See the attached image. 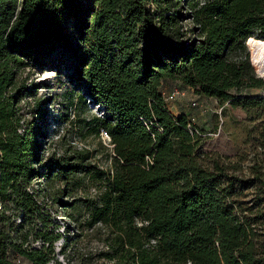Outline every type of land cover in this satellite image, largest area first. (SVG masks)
Returning a JSON list of instances; mask_svg holds the SVG:
<instances>
[{"label":"trees","instance_id":"16d2710c","mask_svg":"<svg viewBox=\"0 0 264 264\" xmlns=\"http://www.w3.org/2000/svg\"><path fill=\"white\" fill-rule=\"evenodd\" d=\"M184 14L193 21L185 29ZM258 41L264 0H0V195L22 209L29 233L49 243L23 250L0 235V264H14L3 255L7 247L24 264L52 258L55 224L28 187L41 178L64 210L72 204L53 197L46 181L60 179L66 190L80 174L98 185L83 225L102 230L106 248L94 255L104 264H264L263 165L255 161L244 171L239 159L200 156L199 129L189 132V116L172 114L161 90L164 80L176 81L262 116L264 92L247 93L264 91L250 61ZM60 49L82 84L81 97L101 108L86 125L110 137L106 170L86 148L65 147L43 160L46 113L37 109L39 125L23 119L20 102L37 86L22 72L45 69Z\"/></svg>","mask_w":264,"mask_h":264},{"label":"rangeland","instance_id":"374dc122","mask_svg":"<svg viewBox=\"0 0 264 264\" xmlns=\"http://www.w3.org/2000/svg\"><path fill=\"white\" fill-rule=\"evenodd\" d=\"M182 22L184 29L193 25L190 14H184ZM247 46L249 48L248 44ZM64 54L65 52L60 49L45 69L26 68L22 72L26 77V83H36L37 86L34 95L26 96L20 102L23 119L28 124L34 122L39 125L41 120L36 113L37 109L43 108L46 113L43 127L46 133L40 136L39 150L43 160L51 154H61L65 147L86 148L91 150L90 161L94 162L97 168L106 170L109 166L106 148L111 146L106 139L90 133L86 125V120L93 114L99 115L101 108L88 96L81 97L82 84L73 75L72 62L66 59ZM250 61L252 64L251 59ZM253 69L256 75L261 77L254 65ZM171 84L169 83V90ZM247 93L258 95L263 91L261 88H252L247 90ZM168 99L171 105H177L181 110L185 109L186 115L195 116L201 138V144L196 152L200 156L203 152H212L234 162L239 159L244 171L255 161L260 162L264 168V136L261 134L264 114L251 115L240 106H232L227 102L221 104L215 99L210 100L189 90H183L182 87ZM37 100L41 101L37 104ZM193 101L197 103L196 106L191 105ZM220 107L221 111L218 114ZM215 132L217 135H212ZM46 184L53 197L58 195L63 202L72 204L67 206L64 212L68 222L77 223V234L80 235L75 241L74 239L70 241V245L66 248L69 259L74 264L80 262L104 264L103 259L94 255L97 251L106 248L101 242L102 230L98 229V226L87 229L83 225L89 204L87 200L96 196L98 185L87 174L71 177L66 190L65 182L60 179L46 181ZM58 190L64 191V194L58 193ZM82 254L90 256L82 260Z\"/></svg>","mask_w":264,"mask_h":264},{"label":"built area","instance_id":"2783aa9c","mask_svg":"<svg viewBox=\"0 0 264 264\" xmlns=\"http://www.w3.org/2000/svg\"><path fill=\"white\" fill-rule=\"evenodd\" d=\"M171 89L165 95L166 100L168 97H173L178 89L181 87L183 90H189L194 92L193 88L190 86H181L178 82H171ZM264 92V91H263ZM192 106H196L197 103L193 101ZM221 107L218 110L220 114ZM221 120V117L219 116ZM187 128L189 132L198 133V127L196 126V119L194 115H189ZM219 131H217L218 133ZM217 133H212V135H217ZM100 137L106 139L108 143L110 142V137L105 130L100 131ZM29 192L35 191L39 193L38 203L46 206L50 218L54 222V232L57 234V238L52 242V258L46 264H74L72 260L67 256L66 248L64 250L65 242L68 237H74L78 232L76 225L73 222H68V217L65 215L64 210L57 204L53 203L51 198L48 196L46 189L44 187L41 178H35L32 180L30 186L28 187ZM41 223L38 222L36 228L41 227ZM20 234H26L25 240H19L16 236ZM0 235L7 236L4 238V242H18L20 248L23 250H41L49 245L48 241L41 237L29 233L28 227L26 225L22 209L16 208L12 203L3 200L0 195ZM9 237V238H8ZM5 259L14 264H24L26 261L19 254L18 251L7 247L3 253Z\"/></svg>","mask_w":264,"mask_h":264},{"label":"bare ground","instance_id":"6f19581e","mask_svg":"<svg viewBox=\"0 0 264 264\" xmlns=\"http://www.w3.org/2000/svg\"><path fill=\"white\" fill-rule=\"evenodd\" d=\"M250 59L257 72L264 78V41L252 43Z\"/></svg>","mask_w":264,"mask_h":264},{"label":"crops","instance_id":"0c3cea01","mask_svg":"<svg viewBox=\"0 0 264 264\" xmlns=\"http://www.w3.org/2000/svg\"><path fill=\"white\" fill-rule=\"evenodd\" d=\"M171 82L172 81H170V80H164L162 82L161 90H162L164 95H166L169 92V83H171ZM205 98L210 99V100L213 99V98H209V97H205ZM167 102H168L167 104H168L169 110L172 114H174L176 116L181 114V113L186 114L185 109L181 110V109H179L180 107H177V105H174V104L171 105V102L169 101V99L167 100Z\"/></svg>","mask_w":264,"mask_h":264}]
</instances>
